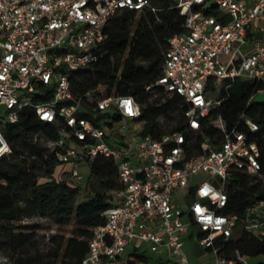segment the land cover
<instances>
[{
	"label": "built area",
	"instance_id": "obj_1",
	"mask_svg": "<svg viewBox=\"0 0 264 264\" xmlns=\"http://www.w3.org/2000/svg\"><path fill=\"white\" fill-rule=\"evenodd\" d=\"M174 1L185 32L168 40L162 73L146 90L153 97L157 89L179 96L185 126L153 138L142 134L140 106L131 96L91 90L75 99L69 81L72 72L97 60L111 18L152 9L151 0H0V158L11 153L1 127L31 108L38 120L57 128V138L42 145L69 167L65 181L78 186L84 180L80 167L89 168L98 155L117 170L119 189L111 193L105 224L92 229L80 264H126L129 246L134 253L189 264L187 237L213 255L209 264H250L238 254L219 257L215 241L236 229L237 218L220 213L225 186L235 172L257 174L260 151L235 130L218 140L204 138L202 120L218 104L207 98L210 81L255 80L264 93V0ZM211 10L217 15L207 14ZM47 91L50 99L36 102ZM244 124L250 133L258 130L250 120ZM247 215L254 218L247 229L264 238V203Z\"/></svg>",
	"mask_w": 264,
	"mask_h": 264
},
{
	"label": "trees",
	"instance_id": "obj_2",
	"mask_svg": "<svg viewBox=\"0 0 264 264\" xmlns=\"http://www.w3.org/2000/svg\"><path fill=\"white\" fill-rule=\"evenodd\" d=\"M151 8L140 13L124 10L111 18L97 60L72 72L69 81L75 99L91 90L104 96H131L140 106L142 134L159 138L183 130L184 103L159 89L153 97L146 87L162 73L168 40L185 32V17L174 0H151ZM261 90L262 84L255 80L210 81L207 98L218 104L202 120L204 138L218 140L224 132L235 130L258 145L259 172H235L225 186L227 203L220 213L235 216L236 229L230 238L215 241L219 257L233 259L238 254L255 259L253 264H264V238L247 229L254 221L247 210L264 203V101L253 98ZM50 94L38 95L36 102L48 101ZM244 120L252 121L258 130L250 133ZM1 132L11 153L0 158V251L10 254L12 264H80L88 254L92 229L105 224L103 213L112 206L111 193L119 189L113 161L98 155L89 163V194L78 202L81 187L57 176L60 164L41 145L43 139L57 138L54 125L41 122L33 109L25 108L18 122L1 127ZM196 137L195 147L201 140ZM48 221L59 227L73 223L74 237L52 236L51 246L40 252L34 248L37 231ZM148 259L145 253L131 252L125 262L147 264Z\"/></svg>",
	"mask_w": 264,
	"mask_h": 264
},
{
	"label": "rangeland",
	"instance_id": "obj_3",
	"mask_svg": "<svg viewBox=\"0 0 264 264\" xmlns=\"http://www.w3.org/2000/svg\"><path fill=\"white\" fill-rule=\"evenodd\" d=\"M254 99H262L263 96L260 94H257L253 97ZM42 145V143H41ZM42 147H44L42 145ZM69 169L68 166H62L59 165L56 169V174L57 176H63L65 172H67ZM80 175L83 177V181L77 183L78 186L81 187V190L79 192V197L77 199L78 202L84 201L86 197L89 194L88 187L90 184V181L87 179L89 176V168L88 166L82 167L79 169ZM56 176V177H57ZM87 179V180H86ZM264 181V178H262ZM201 181V178L198 176L196 177V182ZM74 229L73 223L69 225H65L62 227H59L55 225L53 222H44L40 226V229L37 231V241L35 244V250H38L40 252H46L48 248L51 246L50 244V239L52 236H60L63 237L64 239L74 237L72 231ZM191 250H187L186 252L189 255V260L195 261V264H208L212 261L213 256L212 254L204 251L202 247H200L195 239L191 240ZM146 250V249H145ZM132 252V247L129 246L126 251V256L127 254ZM148 256V264H154L156 263L155 256H153L150 252L145 251L144 252ZM250 264H253L256 260L255 259H248ZM170 264H176L174 259H169ZM0 264H12V260L10 258V254L4 251H0Z\"/></svg>",
	"mask_w": 264,
	"mask_h": 264
},
{
	"label": "crops",
	"instance_id": "obj_4",
	"mask_svg": "<svg viewBox=\"0 0 264 264\" xmlns=\"http://www.w3.org/2000/svg\"><path fill=\"white\" fill-rule=\"evenodd\" d=\"M255 37H259V35L258 34H256V36ZM257 94H260L261 96H263V98L262 99H255V100H260V101H264V93H257ZM256 94V95H257ZM82 167H86V166H81L80 168H82ZM192 239L190 238V237H187L186 239H185V243H184V251H185V253H186V255H187V257H188V260H189V255L187 254V252H186V249L187 250H191V241ZM204 251H206V250H204ZM206 252H208V253H210L209 251H206ZM211 254V253H210ZM213 256V255H212ZM155 258V260H156V263H154V264H161V263H166V262H169V259L165 256V255H160V256H155L154 257ZM147 264H148V262H147ZM169 264H170V262H169ZM189 264H195V261H190L189 260ZM209 264V263H208Z\"/></svg>",
	"mask_w": 264,
	"mask_h": 264
},
{
	"label": "clouds",
	"instance_id": "obj_5",
	"mask_svg": "<svg viewBox=\"0 0 264 264\" xmlns=\"http://www.w3.org/2000/svg\"><path fill=\"white\" fill-rule=\"evenodd\" d=\"M196 211L200 212L201 209L199 207H197ZM205 219H207L209 222L211 221V217H206ZM217 223H219V221H217Z\"/></svg>",
	"mask_w": 264,
	"mask_h": 264
}]
</instances>
